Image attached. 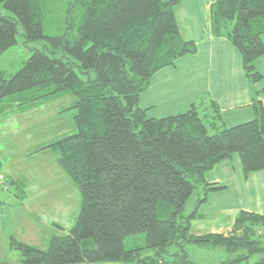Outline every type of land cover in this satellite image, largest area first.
I'll return each mask as SVG.
<instances>
[{"label": "trees", "instance_id": "1", "mask_svg": "<svg viewBox=\"0 0 264 264\" xmlns=\"http://www.w3.org/2000/svg\"><path fill=\"white\" fill-rule=\"evenodd\" d=\"M177 2L0 0L11 13H0V55L17 43L20 22L27 41L45 39L70 59L34 50L13 74L0 68V102L34 88L44 92L23 106L69 93L76 108V132L39 149L56 151L58 165L76 183L81 195L76 222L67 233L52 234L45 248L10 237L25 264H198L185 243L223 247L228 256L219 264L244 259L249 264L245 249L249 255L264 251L255 236L264 215L256 212L239 211L226 234L190 232L208 192L224 188L205 181L207 171L233 154L244 177L264 169V108L258 91L252 95L254 118L229 127L214 101L210 115L193 105L154 118L139 106L156 71L197 50L195 42L179 34ZM208 23L212 35L237 48L247 77L257 83L262 75L252 62L264 54V0H215ZM74 66L87 78H80ZM198 185L201 195L198 190L186 214ZM137 234L144 235L145 245L125 248V238ZM170 244L181 251L166 260L161 254ZM144 249L155 250L156 256L141 257ZM252 264H264V257Z\"/></svg>", "mask_w": 264, "mask_h": 264}, {"label": "rangeland", "instance_id": "2", "mask_svg": "<svg viewBox=\"0 0 264 264\" xmlns=\"http://www.w3.org/2000/svg\"><path fill=\"white\" fill-rule=\"evenodd\" d=\"M0 13L11 14L2 4ZM23 32V26L18 22L17 43L0 55V68L7 76L16 72L34 50L44 51L64 61L70 60L64 50L53 47L45 39L27 41ZM262 64L264 67V58ZM73 68L80 78H87L86 74L79 72L78 67ZM43 92L32 88L9 95L0 102V172L5 173V187L0 188V264H25L20 252L10 246V237L45 248L52 234L68 232L79 212V189L58 165L56 151L52 148L39 150L76 132L73 118L76 108L71 107L75 99L73 95L65 93L41 97L33 105L23 106ZM213 132L215 130L209 128V133ZM200 187L196 186L189 196L186 214L192 209L198 190L201 195ZM255 233L261 241L260 246L264 248V224L258 226ZM144 245L143 234L128 236L124 240L125 248ZM184 247L188 256L198 264H216L221 256L220 251H224L220 246L199 247L193 243H185ZM180 251L176 245L170 244L167 252L161 255L166 260H172L174 253ZM244 252L248 254L249 264L264 257V251L251 252V255L247 249ZM222 253L226 255L225 251ZM140 255L156 256L153 249L141 250ZM100 263L123 264L122 261ZM241 263H245V259ZM72 264L89 263L82 261Z\"/></svg>", "mask_w": 264, "mask_h": 264}, {"label": "crops", "instance_id": "3", "mask_svg": "<svg viewBox=\"0 0 264 264\" xmlns=\"http://www.w3.org/2000/svg\"><path fill=\"white\" fill-rule=\"evenodd\" d=\"M177 1L174 13L179 34L184 40L195 42L197 50L156 71L139 96V106L148 117L154 118L179 114L193 105L200 114L210 115L214 101L227 127L253 119L251 102L256 91L264 108V54L252 62L262 75L253 84L237 48L226 38L211 34L208 14L215 0ZM204 179L224 188L208 192L206 201L191 220V233L226 234L241 210L264 215V169L244 177L241 160L233 154L207 171ZM222 252L216 264L226 259Z\"/></svg>", "mask_w": 264, "mask_h": 264}, {"label": "built area", "instance_id": "4", "mask_svg": "<svg viewBox=\"0 0 264 264\" xmlns=\"http://www.w3.org/2000/svg\"><path fill=\"white\" fill-rule=\"evenodd\" d=\"M4 178V175L0 172V187H5Z\"/></svg>", "mask_w": 264, "mask_h": 264}]
</instances>
